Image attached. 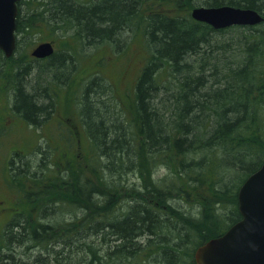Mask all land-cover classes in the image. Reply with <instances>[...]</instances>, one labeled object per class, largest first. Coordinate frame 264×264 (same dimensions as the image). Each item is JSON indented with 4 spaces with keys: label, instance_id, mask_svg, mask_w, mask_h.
<instances>
[{
    "label": "trees",
    "instance_id": "obj_1",
    "mask_svg": "<svg viewBox=\"0 0 264 264\" xmlns=\"http://www.w3.org/2000/svg\"><path fill=\"white\" fill-rule=\"evenodd\" d=\"M183 1L19 3L15 55L7 59L0 51V57L5 66L15 63L10 72L19 84L11 110L25 121L38 123V116H48L55 106L46 104L51 98L46 90L37 92L35 75L65 76V65L92 47L111 45L129 53L125 37L131 33L145 41L147 58L127 103L118 102L113 86L99 75L100 82L85 86L79 98L89 138L85 154L72 156L60 172L45 163L51 172L26 170L21 176L27 164L14 159L19 165L14 177L28 175L47 192L24 191L35 196L30 203L39 216L6 228L0 264H196L198 247L241 220L240 189L264 164V22L217 31L193 20L191 8L182 13ZM204 1L208 7L253 9L264 17V0ZM45 28L52 39L67 38L62 54L47 64L25 58L28 68L20 66L17 54L26 37L40 39ZM229 30H243L234 37L237 47L221 37ZM224 48L233 52L218 57ZM47 66L51 69H43ZM0 68V78L8 77ZM41 196L47 197L44 204ZM185 205L192 209L183 211ZM51 208L67 210L70 219L42 224L41 212ZM17 248L23 251L9 254Z\"/></svg>",
    "mask_w": 264,
    "mask_h": 264
},
{
    "label": "rangeland",
    "instance_id": "obj_2",
    "mask_svg": "<svg viewBox=\"0 0 264 264\" xmlns=\"http://www.w3.org/2000/svg\"><path fill=\"white\" fill-rule=\"evenodd\" d=\"M183 3L185 6L178 4L182 13L187 12L186 8H191L189 10L191 13L193 8L206 7L204 0H193L194 4L190 0H184ZM25 8L27 7L25 6ZM241 33H243V30H229L226 35L221 37L225 41H234V44L237 47L238 41L237 38L234 40V37H237ZM72 34L73 30H69L68 36ZM42 36L43 37L40 39L39 37L34 39L26 37L24 46L21 47L17 54V56H21V58L17 57L20 59V66L27 67L29 62H36L31 54L42 41L52 42L55 45L57 53L60 52L62 54V44L67 38L62 40L65 37L56 34L54 39H52L50 30L46 28L42 31ZM61 36L62 39H60ZM125 38L128 39L131 44L129 53H118L111 45H103L96 50L92 49V47L83 54V57L79 58L80 60L74 62L70 60V62L65 65L67 67L63 69L65 76L56 77L53 75H35L37 77L35 80L37 92L46 90V94L51 96V98H49L46 95V104L50 102H54L55 104L48 116L47 113L46 115L41 114L38 116V123H33L25 118L26 122L23 120L24 116L22 114L11 110L14 106L15 93L19 81L16 79L15 73L12 74L10 72L11 65H14L15 63L5 66L3 59L0 57V67L4 66L6 74H8V77L4 76V78H0V202H2V206L3 204L5 206H10L12 201L17 203L18 196H20L25 197V199L29 201V204L26 207L28 208L31 197H34L35 199V196H30L29 198L23 193L29 192L33 189H35L34 193L47 192V187H45L43 183L32 181L28 175L26 178L23 176L22 179L20 177H14L17 174H15L13 167L16 166L15 169H17L19 165H16V161H20V157L27 164V167L20 168L21 171L19 173L21 176V174L25 175L29 170L28 174L34 172L37 173L39 171H43L44 173L45 171L51 172L52 170L46 169L45 163H47L50 168H57L56 171L60 172L59 169L62 170L64 166L63 164L70 160L72 156L76 157L85 154L89 146V138L83 128L79 115V98H81L87 83H91L94 79H98L96 76L99 75L102 81H105L106 83L108 82L113 86L114 95L118 102L127 103L129 99H132L138 78L146 62L147 51L145 41H143L142 37H135L134 34L132 35L131 33ZM220 45L222 44L220 43ZM235 46L234 50H236ZM225 49L226 48L219 52L220 54L218 57L229 56L231 52H233L231 49L228 52L225 51ZM25 58H27L29 62ZM38 62L41 64H47L45 63L47 60ZM32 66L35 69L36 74H38V65L32 64ZM75 66L76 72L73 74L72 69ZM14 68V70H16L15 65ZM45 68L51 69V66L44 67L43 69ZM71 73L72 76L70 78L69 75H71ZM52 74H60V72L58 73V70H53ZM98 82H100V79H98ZM101 83H103L101 86L106 85L104 82ZM25 89L27 92L31 91L28 85ZM68 152L69 155L67 156L66 153ZM161 174H163L162 171L160 172V175ZM129 178H133V175H130ZM129 180L130 182H134L132 179ZM33 183L35 184L34 188L32 187ZM18 191H23V193L20 192L18 194ZM125 193H128V191ZM132 195L135 197L133 191ZM45 201H47V197L41 196L40 203ZM185 206L182 208L183 211H189V209H192ZM29 208L30 215L33 214L38 218V210L33 209V207ZM51 209L49 212L44 210L41 212V219L39 221L42 224L49 223V220H59L61 222V220L66 217L70 219V214L66 212L67 210L63 212V210L60 209L57 213L55 208ZM70 213L72 217L77 214L75 210L73 212L70 211ZM5 217L6 216L0 214V237H2L5 228L4 223H2ZM21 251H23L22 248H17L16 252L14 250L13 253L9 254L16 256Z\"/></svg>",
    "mask_w": 264,
    "mask_h": 264
},
{
    "label": "water",
    "instance_id": "obj_3",
    "mask_svg": "<svg viewBox=\"0 0 264 264\" xmlns=\"http://www.w3.org/2000/svg\"><path fill=\"white\" fill-rule=\"evenodd\" d=\"M22 0H0V49L7 58L17 48L16 28L18 3ZM192 18L216 30L233 26H257L264 18L253 9L233 6L197 7ZM51 43H44L33 51L38 59L52 57ZM241 220L224 235L211 239L195 252L196 264H264V164L249 176L240 189Z\"/></svg>",
    "mask_w": 264,
    "mask_h": 264
},
{
    "label": "flooded vegetation",
    "instance_id": "obj_4",
    "mask_svg": "<svg viewBox=\"0 0 264 264\" xmlns=\"http://www.w3.org/2000/svg\"><path fill=\"white\" fill-rule=\"evenodd\" d=\"M17 193L19 194L20 192ZM27 205L28 203L24 199H21L20 196H18L17 203L12 201L10 206H5L4 204L2 206V202H0V214L6 216L2 221L4 226L24 224L30 214V205L28 206L29 209L26 208Z\"/></svg>",
    "mask_w": 264,
    "mask_h": 264
}]
</instances>
